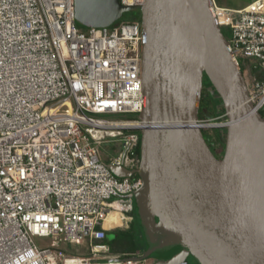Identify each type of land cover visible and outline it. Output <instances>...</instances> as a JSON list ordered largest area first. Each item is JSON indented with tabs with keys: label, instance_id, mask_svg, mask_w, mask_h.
<instances>
[{
	"label": "built area",
	"instance_id": "obj_1",
	"mask_svg": "<svg viewBox=\"0 0 264 264\" xmlns=\"http://www.w3.org/2000/svg\"><path fill=\"white\" fill-rule=\"evenodd\" d=\"M212 3L238 66L253 62L246 82L260 112L264 0ZM85 28L74 0H0V264H148L139 251L111 253L108 238L130 227L142 184L111 170L140 162L143 125L116 116L145 103L141 23ZM106 141L121 144L108 164L97 149ZM113 213L119 220L109 223Z\"/></svg>",
	"mask_w": 264,
	"mask_h": 264
},
{
	"label": "water",
	"instance_id": "obj_2",
	"mask_svg": "<svg viewBox=\"0 0 264 264\" xmlns=\"http://www.w3.org/2000/svg\"><path fill=\"white\" fill-rule=\"evenodd\" d=\"M74 5L84 26H110L126 11H141L140 162L134 171L111 170L141 178L134 202L147 240L143 257L178 246L197 264H264V116L249 99L212 0ZM204 87L220 98L226 117L221 158L202 131Z\"/></svg>",
	"mask_w": 264,
	"mask_h": 264
},
{
	"label": "rangeland",
	"instance_id": "obj_3",
	"mask_svg": "<svg viewBox=\"0 0 264 264\" xmlns=\"http://www.w3.org/2000/svg\"><path fill=\"white\" fill-rule=\"evenodd\" d=\"M215 3L218 6H230V1L229 0H215ZM135 17L140 18L141 17V11L140 9H134L131 11H126L123 13V15L114 23H127L130 21H134ZM136 20V19H135ZM139 21V20H136ZM83 28V27H82ZM83 29L86 30L84 27ZM248 63H253L251 60L247 61V59H240V68L242 69L243 75L245 79L249 80V72H251L248 68ZM205 86H208L205 84ZM217 111L218 116L216 117H211V118H200L201 121H203V124H206V126L202 127V131L205 132V136L207 137V142L210 146L211 149L215 153H219L220 147L223 144L224 140V134H225V126L221 125L226 121L225 113L223 108L218 105L217 106ZM116 117H122V118H138V114H120L117 115ZM97 149L99 151L100 158L104 160L106 164L109 163L110 158H113L114 156H117L120 151H121V144L118 141H106L103 142L102 144L97 146ZM212 151V152H213ZM213 152V153H214ZM214 153V154H215ZM136 166L138 165V161L135 164ZM135 206V202H134ZM133 216V220L130 223L131 228V235L130 236H125V238H119L115 242L111 243L110 245V252L111 253H122V250H130L133 247H137L136 251L144 253L145 250L147 249V240L146 236L144 233L143 226L140 222V219L138 217L137 209L135 206V210L130 213ZM40 245H42L41 240L38 241ZM70 251L72 253L76 252V247L71 245ZM81 249L86 253L87 250L84 247H81ZM180 248L178 246L170 249L169 251L166 252H154L152 253L149 257L146 258L147 263H151L154 258L162 257L167 261V264H184V257L181 256V253H177V251ZM118 252H116V251Z\"/></svg>",
	"mask_w": 264,
	"mask_h": 264
},
{
	"label": "trees",
	"instance_id": "obj_4",
	"mask_svg": "<svg viewBox=\"0 0 264 264\" xmlns=\"http://www.w3.org/2000/svg\"><path fill=\"white\" fill-rule=\"evenodd\" d=\"M135 19L140 21L141 17L140 18L135 17ZM135 19H134V21H135ZM77 24L79 27H83V28L86 27L78 21H77ZM221 31H222L223 35L226 37V39H229V30H227L226 28H222ZM205 84L210 85V81L208 80L207 76L204 74V85ZM219 103H220V98L214 97L204 87V89L202 91L200 106H199V118H211V117L218 116L219 111H217V108H218L217 106L219 105ZM260 112L264 116V109L261 110ZM203 135H204V133H203ZM204 138H205V135H204ZM206 141H207V139H206ZM221 145H222L221 147H224V143ZM138 154L140 155V148L138 149ZM134 210H135V206H134L133 211ZM131 234H132L131 228L130 229L128 228L125 230H120V231L115 232V233H111V234H109V236L112 235L113 237H112V239H109V241H110L109 243L111 245V243L115 242L117 239L125 238V236H130ZM136 250H137V247L136 248L133 247L130 250H126V251L122 250V253L135 252ZM116 252H118V251H116Z\"/></svg>",
	"mask_w": 264,
	"mask_h": 264
},
{
	"label": "flooded vegetation",
	"instance_id": "obj_5",
	"mask_svg": "<svg viewBox=\"0 0 264 264\" xmlns=\"http://www.w3.org/2000/svg\"><path fill=\"white\" fill-rule=\"evenodd\" d=\"M204 135H205V132L203 131ZM205 138L207 139V137L205 136ZM220 149L222 150H219V153H215L213 151V149H211L214 153H215V156L218 157V158H221L222 155H223V152H224V147H220ZM117 214L114 213V216L112 219H115V223L119 220L118 216H116ZM116 216V217H115ZM182 251V248H180L177 253H180ZM161 260H164L165 261V264H167V261L162 258V257H158V258H154L153 260H151L152 262L150 264H155L157 263L158 261H161ZM184 264H197L194 259L191 257V255H188V256H184V261H183Z\"/></svg>",
	"mask_w": 264,
	"mask_h": 264
},
{
	"label": "crops",
	"instance_id": "obj_6",
	"mask_svg": "<svg viewBox=\"0 0 264 264\" xmlns=\"http://www.w3.org/2000/svg\"><path fill=\"white\" fill-rule=\"evenodd\" d=\"M229 1H230L231 5L230 6H225V7L239 9V8H242V7L246 6L247 4L252 2L253 0H229Z\"/></svg>",
	"mask_w": 264,
	"mask_h": 264
},
{
	"label": "bare ground",
	"instance_id": "obj_7",
	"mask_svg": "<svg viewBox=\"0 0 264 264\" xmlns=\"http://www.w3.org/2000/svg\"><path fill=\"white\" fill-rule=\"evenodd\" d=\"M220 18L222 19V18H223V16H220ZM223 19H224V18H223ZM116 214H117V213H116ZM113 216H114V213H113L112 215H110V216H109V218H108V221H109V223H112V222H114V223H115V221H116V220H115V219H112V218H113ZM116 216H118V214H117ZM116 216H115V217H116Z\"/></svg>",
	"mask_w": 264,
	"mask_h": 264
}]
</instances>
